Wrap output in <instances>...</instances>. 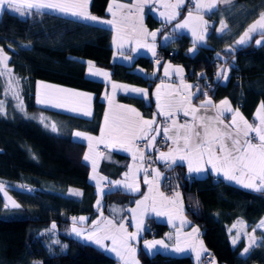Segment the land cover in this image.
I'll return each instance as SVG.
<instances>
[{
  "label": "trees",
  "instance_id": "1",
  "mask_svg": "<svg viewBox=\"0 0 264 264\" xmlns=\"http://www.w3.org/2000/svg\"><path fill=\"white\" fill-rule=\"evenodd\" d=\"M108 2L90 0L89 12L106 16ZM263 12L264 0H237L223 5L208 16L211 22L205 44L192 50L190 38L179 34L158 43L159 55L182 64L190 81L197 77L211 80L214 70L227 67L222 71L228 74L215 79L212 90L198 91L194 99L201 94L215 100L227 97L250 119L259 102L264 105V42L256 45L253 39L236 46L234 41ZM146 23L149 27L159 25L149 13ZM221 24L225 27L219 32ZM0 49L9 55L7 64L27 113L12 105L5 112L0 110V186L9 190L18 205H7L0 189V264H118L95 244L69 233L73 216L93 218L97 212L96 186L89 179L90 166L83 159L86 143L71 133L74 129L97 133L105 109L100 99L105 83L85 76L86 60L109 67L114 80L150 88L153 79L133 71V65L112 62L109 28L47 10L37 13L29 9L24 15L3 11ZM133 64L152 67L146 56L136 57ZM38 80L91 92V116L37 105ZM118 98L139 107L145 115L152 112V104L145 105L137 97ZM39 112L52 121L55 131L39 121ZM125 158L114 152L101 161L99 171L115 177L124 169ZM164 182L180 188L184 211L200 227L215 261L264 264V230L256 227L264 217V191L244 189L211 174L192 176L180 164L166 169ZM72 188L79 189L80 194L70 192ZM129 198L117 190L107 191L101 210L105 211L111 202L125 203ZM241 223L243 231L237 234L236 225L239 228ZM150 228L152 233H146L153 236L167 230L164 223L156 221L150 223ZM250 230L257 244H247L249 234L245 232ZM245 247L248 252L243 254ZM138 259L140 264H192L189 256L147 255L142 249Z\"/></svg>",
  "mask_w": 264,
  "mask_h": 264
},
{
  "label": "crops",
  "instance_id": "2",
  "mask_svg": "<svg viewBox=\"0 0 264 264\" xmlns=\"http://www.w3.org/2000/svg\"><path fill=\"white\" fill-rule=\"evenodd\" d=\"M187 1L194 2V6L188 7ZM235 1L237 0H183V3H181V0H131L130 2L109 0L106 16L95 17L101 21H112L111 24L85 21L105 26L111 30L112 62L133 65V71H137L148 79H153L150 88L146 85L114 80L110 76L109 67L99 66L90 60H86L85 76L105 83L100 95V99L105 103V109L98 132L89 133L79 130L86 134L83 138L86 143L83 158L85 155L88 156V160L84 161L90 166L89 179L95 186L100 185L102 189L96 190V203L99 202L95 216L88 218V215H76L73 216V219L74 222H81L82 225L86 224L85 228L91 229V233L86 229L82 231L86 235L90 233L87 241L113 256L118 264H140L138 259L140 249L147 255L162 253L174 256H189L192 264H223L215 260L211 263L203 262V255L208 251V248L201 237V229L186 215L181 192L174 189L167 192L164 189L163 181L166 169L180 164L192 176L201 177L211 174L213 177L223 179L229 184L248 190L257 191L256 188L264 187V181H261L258 175L248 174L238 177L243 183H237L235 180L225 179L223 170L214 171L212 164L207 162L209 159L207 149L211 148L213 162L218 165L216 158L226 155L229 151L227 147L231 144L229 136H235L238 132L242 141L249 140L250 142L251 134H255V138L251 143L257 146V150L259 149L261 142L256 133L249 132L248 136L245 137L243 132L247 130L245 121L247 125H252L253 128L264 127L261 125V117H264V108L261 107L263 103L259 102L252 118L248 119L243 115L241 109L234 106L227 97L215 100L211 95L201 94L202 96L199 99H194L196 94L192 92V83L187 79L182 64L175 63L168 58L163 59L159 55L158 43H162L159 25L149 27L146 23V16L149 13L157 23L165 22L174 36L187 35L192 42L191 49L194 50L207 41L210 30L208 16L221 6ZM29 2L34 3L36 0H27V3ZM43 2L62 3L63 0H43ZM89 4L90 0H87L86 8L74 10L86 11L92 15L89 12ZM110 7L112 12H109ZM262 15H264V12L255 18L235 39L234 44L236 46L246 45L253 39L256 45H258L257 41H260L259 44L264 42V35L260 34L264 32V28L256 25ZM177 24H184L185 26L178 28ZM253 25H256L254 31L250 30ZM152 33H156V35L153 36ZM242 39L243 42L241 43ZM168 40L163 43L168 42ZM153 51L155 55H153ZM138 56H146L151 59L152 67L146 69L143 66L133 64ZM126 57H131V59ZM155 57H158V60H155ZM94 73L95 75H93ZM105 73L107 75H104ZM113 85H116V87L114 88ZM35 87L37 96V92H39L37 82ZM130 88L147 89L148 95L144 97L138 93L127 91ZM43 89L48 91L50 87L46 88L44 85ZM62 90L68 91H63L65 95L59 96L61 103L64 105L63 110L60 111L85 117L91 116L92 93L75 88ZM73 93L85 95L75 96L72 95ZM119 95L137 97L145 105L152 104L151 114L145 115L134 104L119 100ZM69 99L76 100V104H71ZM225 100L228 101L227 104L222 103ZM202 105L204 106L201 107ZM130 109H135L139 116H136V113L131 112ZM193 109H196V111L193 112ZM86 112L90 115H85ZM186 112L187 115H185ZM177 113L186 117L187 121L182 124L172 122L168 126L160 124V119L163 116ZM143 121H154V123L149 127L144 125ZM206 122L210 126L208 135H205L203 131ZM129 124L135 126V135L125 137L122 135L121 129ZM165 128L168 129L171 138L164 136ZM155 129H159V134ZM75 130L78 129H74L72 135ZM197 131L201 133L199 138L195 135ZM87 137L92 139L88 140ZM152 137H155V140H152ZM185 137L189 140L187 151L180 147L184 144ZM137 139H145L147 141V151L156 158V164L148 175H143L142 172V153L134 148V142ZM198 139L202 140L199 152L204 154L203 159H200L199 153L194 151ZM161 141H167L168 146L165 149L158 150L156 146ZM221 144L226 146L224 153L219 152ZM96 145L105 147V154L97 152ZM114 152L125 155L126 162L122 172L110 178L102 174L99 167L101 161L110 158V155ZM161 153H164V158H161ZM182 155L187 156V158L181 160L180 156ZM257 155H259L258 151ZM189 160H191L193 169L200 167L203 171L190 173ZM117 181H119V184L116 183ZM102 183H106V185ZM244 184H253L254 187L247 188L244 187ZM125 185H132V188H126ZM110 190L126 193L130 198L125 203H120L118 200L111 202L106 206L105 211H100L103 205V196L105 192ZM70 192L80 193V190L72 188ZM98 194L100 195L99 199ZM15 205L17 203L10 206ZM81 217L85 219L81 220ZM109 220L112 221L111 225L107 223ZM152 221L162 222L167 226V230L163 235L153 236L146 233ZM120 224L124 225L123 229L119 228ZM237 226L235 233H242L244 224H239V228ZM256 227L264 230V217L259 220ZM251 233L252 230L245 232V234ZM132 234H135L134 239ZM113 236L116 238L115 243L111 239ZM234 236L235 234L233 235L235 240ZM97 240L100 243H97ZM254 241L253 244L258 243V239ZM113 248L117 249L120 255H117V251H113Z\"/></svg>",
  "mask_w": 264,
  "mask_h": 264
},
{
  "label": "snow or ice",
  "instance_id": "3",
  "mask_svg": "<svg viewBox=\"0 0 264 264\" xmlns=\"http://www.w3.org/2000/svg\"><path fill=\"white\" fill-rule=\"evenodd\" d=\"M181 3H183V0H181ZM87 6V0H63L62 3H46L43 2V0H36V2L32 3L29 2L27 4L21 5L18 0H0V13H2L5 10H11L17 13H20L21 15H24L25 13L22 11V7L26 9H35L37 13H40L44 10H47L49 12H55L63 15H71L72 17L82 20V21H91V22H98V23H106V24H111L112 21H101L99 18L92 16L88 14L86 11H76L74 9L78 8H86ZM109 12H112L111 7L109 8ZM115 15V13H113ZM175 18V17H173ZM256 25H259L261 28H264V15H262L261 19L256 22ZM256 25L252 26V31L256 29ZM185 25L184 24H177L178 28H183ZM153 36L156 35V33H152ZM247 35V33H245ZM243 42V39L241 40V43ZM259 44L260 41H257ZM153 55H155V52L153 51ZM127 59H131V57H126ZM167 74V73H166ZM222 73H218V75H221ZM95 75V73L93 74ZM104 75H107L105 73ZM115 88L116 85H113ZM61 91H68V90H61ZM127 91L132 92V93H138L144 97L148 95L147 89H139V88H130L127 89ZM72 95L75 96H83L85 94L82 93H73ZM90 99V97H88ZM210 103V101H209ZM223 104H227L228 101H223ZM202 105L201 107H203ZM264 108V105L261 106ZM131 112L136 113L135 109H130ZM196 109H193V112H195ZM230 111V109H228ZM188 113L186 112L185 115ZM85 115H90V113L86 112ZM136 116H139V113H136ZM107 120V116H106ZM154 123V121H143L144 125H148L149 127L151 124ZM245 125L247 127V130L243 132V135L245 137L248 136L249 132H255L256 135L258 136L261 144L259 146V149L257 150V146L253 145L249 140H241L239 136V132L235 136H229V139L231 140V144L227 145L229 148V151L227 152L226 155L223 156H218L217 163L213 162V153L212 149L208 148V163L212 164V168L214 171H221L223 170L224 178L227 180H235L237 183H243L241 179L238 177H243L248 174H255L258 175L261 181H264V127L260 128H253L252 125H247V122L245 121ZM261 125L264 126V117H261ZM209 128L210 126L207 124V122L204 125V134L208 135L209 134ZM55 125H53V131H55ZM157 131V134H159V129H155ZM121 133L123 136H134L135 135V126L134 125H125L121 129ZM195 135L199 138L201 136V133L197 131ZM84 134L80 132H76L74 134V138H80L83 137ZM164 136L171 138L168 133V129H164ZM88 140H91V137H87ZM152 140H155V137H152ZM202 143V140L198 139L196 149L194 151L199 153V158L203 159V153L199 152L200 145ZM183 150L187 151L189 149V140L187 137H185L184 144L180 146ZM225 145L221 144L219 146V152L224 153L225 151ZM180 150V149H178ZM257 151L259 152V155H257ZM161 158H164V153H161ZM187 156L182 155L180 156L181 160L186 159ZM85 161L88 160V156L85 155L83 158ZM200 172L203 171L202 168L197 167L195 169L192 168L191 166V160H189V172ZM119 184V181L116 182ZM126 188H132V185H125ZM244 187L251 188L254 187L253 184H244ZM138 191V189H136ZM257 191H264V187H258L256 188ZM75 195H79L80 193H74ZM179 195V194H177ZM18 207V205H15ZM81 220H84V217L80 218ZM109 225L112 224V221L109 220L107 222ZM55 227V225H53ZM120 229L124 228L123 224L119 225ZM74 232H76L77 235H80L79 232L76 231V229H73ZM132 238H135V234H132ZM113 240V243L116 242V238L113 236L111 237ZM255 242V241H254ZM97 243H100L99 240H97ZM156 243H161V242H156ZM235 243V241H233ZM113 251H117V249L113 248ZM244 252H248V248L244 249ZM117 255H120V253L117 251Z\"/></svg>",
  "mask_w": 264,
  "mask_h": 264
},
{
  "label": "rangeland",
  "instance_id": "4",
  "mask_svg": "<svg viewBox=\"0 0 264 264\" xmlns=\"http://www.w3.org/2000/svg\"><path fill=\"white\" fill-rule=\"evenodd\" d=\"M18 2L21 5L27 4V0H18ZM28 10L29 9L22 7V11L24 13H27ZM220 27H221L220 30H222L225 26H224V24H221ZM8 60H9V55L5 52L3 53L0 49V110L2 112H5L7 110V106L12 105L13 107L17 108L18 110H21L24 114H27L25 109H24V104L18 95L16 86H15V83H14V80L12 77L11 70L8 67V64H7ZM219 70L220 71H222V70L226 71V70H228V68L222 66L219 68ZM135 72H137V71H135ZM44 85L46 86V88L50 87V90L47 91L46 89H43ZM37 87L39 90V92H37V96H36L37 105L50 107V108H54L57 110H63L64 105L61 103L60 97H61V95H65V94L61 90L62 89H71V87L52 83V82H48V81H44V80H38L37 81ZM80 91L88 92L85 90H80ZM69 100L71 101V104H76V102H77L74 99H69ZM63 103H65V102L63 101ZM36 116L40 122H42L46 126H49L50 128L53 129L52 121L44 113L39 112V113H37ZM76 132L83 133L79 130H75V132L73 133V137H74V134ZM84 135H86V134H84ZM83 138H84V136L80 137V138H75V139H78V140H81L84 142ZM88 149H89V147H88ZM0 189H1L3 198L5 199V202L7 205L10 206V205L16 203V201L12 197L11 193L9 192V190L4 185L0 186ZM99 189H102V188L100 187V185H97L96 190H99ZM99 197H100V195L98 194V199H99ZM98 202L96 203V205L98 204ZM100 211H101V208H100ZM82 224L83 223H81V222L71 223L69 233L72 236L79 238L81 240H88L90 233H91V229L85 228V226ZM74 228L76 229L77 232L80 233V235H77L76 232L73 231ZM84 229L88 230L90 233L87 235L83 234L82 231ZM255 238H256V236L254 234L247 235V238H246L247 244L248 245L253 244ZM245 248H247V247H245ZM242 253L243 254L245 253L244 250Z\"/></svg>",
  "mask_w": 264,
  "mask_h": 264
},
{
  "label": "built area",
  "instance_id": "5",
  "mask_svg": "<svg viewBox=\"0 0 264 264\" xmlns=\"http://www.w3.org/2000/svg\"><path fill=\"white\" fill-rule=\"evenodd\" d=\"M187 6L188 7H193L194 6V2L192 1H187ZM211 21H209L210 23ZM159 28L161 30V42L163 43L164 41L171 39L174 37V34L172 31H170L168 25L165 22H161L159 24ZM155 60H158V57H155ZM215 64H217V62H215ZM218 73H222L221 75H218ZM228 73H225L224 71H220L219 69H216L212 72L211 76V80L209 77H197L193 80H191L192 83V92L196 93L198 91H209L212 90L213 88V81L215 79H219L222 76L226 75ZM187 121L186 117H184L182 114L177 113V114H171V115H166L163 116L160 119V124L162 126H168L170 125L172 122H176V123H185ZM255 138V134H251L250 139L251 142L253 141V139ZM147 146V141L145 139H137L134 142V148L142 153L143 155V161H142V172L143 175H148L151 171V169L155 166L156 164V158L155 156L148 152L146 149ZM167 141H161L157 144L156 148L158 150H162L167 148ZM96 151L101 153V154H105L106 149L105 147H103L102 145H96L95 147ZM103 185H106V183H102ZM163 187L164 189L168 192L171 189H174L176 191H180V188L176 185L173 187H169V183L168 182H164L163 181ZM148 231L150 233H152V229L149 227ZM212 261H214V257L212 256L211 252L208 250L207 252L204 253L203 255V262L204 263H211Z\"/></svg>",
  "mask_w": 264,
  "mask_h": 264
}]
</instances>
